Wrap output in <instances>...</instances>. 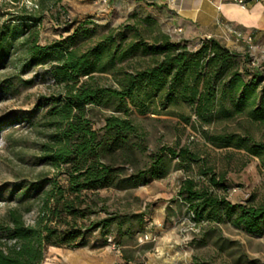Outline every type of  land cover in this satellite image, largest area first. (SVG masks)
Returning <instances> with one entry per match:
<instances>
[{"label": "rangeland", "instance_id": "rangeland-1", "mask_svg": "<svg viewBox=\"0 0 264 264\" xmlns=\"http://www.w3.org/2000/svg\"><path fill=\"white\" fill-rule=\"evenodd\" d=\"M30 15L41 19L31 24L16 19ZM176 20L175 13L153 0H58L42 7L37 0H0V38L8 40L0 54V221H7L8 211L17 208L26 223H33L48 190L55 184L67 186L63 167L49 159L55 127L46 111L50 99L65 92L53 72L60 60L59 47L53 45L69 39V48L79 53L101 45L103 59L113 53L114 64L79 80L116 86V73L140 69L160 56L155 47L164 35L191 49L204 38L227 42L225 36L204 32L185 36ZM32 42L45 47L46 56L31 60ZM231 48L261 65L264 81V34L238 40ZM243 57L240 68L249 80L252 72L243 66ZM127 107L86 106L94 128L109 113L132 119L144 132L145 148L133 144L129 154L102 153L103 160L121 169L124 180L80 194L82 207L89 203L91 208L77 219L83 229L79 244L49 246L43 264H69L66 254L81 249L113 260L98 264H264V219L253 232L237 224L239 205L264 204V161L241 143L249 135L264 143V122L218 107L209 123H200L191 105L179 100L147 111ZM230 134L232 141L223 138ZM164 146L185 147L194 156L182 160L165 152L164 175L137 183L128 180L149 166L153 153ZM186 179L219 200L218 212L207 205L200 210L189 207L179 192ZM104 216L112 217L110 224L95 226Z\"/></svg>", "mask_w": 264, "mask_h": 264}, {"label": "trees", "instance_id": "trees-1", "mask_svg": "<svg viewBox=\"0 0 264 264\" xmlns=\"http://www.w3.org/2000/svg\"><path fill=\"white\" fill-rule=\"evenodd\" d=\"M37 1L42 7L43 2L58 0ZM16 19L31 24L30 21H39L41 17L30 15ZM67 40H62L64 44L53 45L59 47L56 53L60 59L53 72L58 81L64 83L65 92L52 97L46 111L50 124L55 127L49 159L56 167H63L61 173L67 177V186L55 184L48 190L41 212L33 223H26L17 208L8 211L7 221H0V264H43L49 246H77L83 236L77 219L84 217L91 208L89 203L82 207L80 194L120 185L124 180L120 177L121 169L112 161L103 160L102 153L120 151L129 154L133 144L145 148L144 132L132 119L109 113L103 117L104 123L94 128L86 115L87 105L115 104L128 109L127 104H130L147 111L152 105L165 107L179 100L191 105L200 123H209L218 107L226 114L244 113L252 122H264L261 65H253L249 56L232 51L213 37L202 39L191 49L186 43L179 44L164 35L155 47L160 56L140 69L116 73V86L92 85L86 79L79 80L81 76L90 78L93 71H104L112 66L113 53L103 59L101 45L79 53L69 48ZM7 41L5 37L0 38V54L6 51ZM29 53L33 60L46 56L47 51L32 42ZM240 56H244L243 66L252 72L249 80L240 68ZM99 129L103 130L101 134ZM223 138L232 141L234 136L224 135ZM241 143L249 144V151L264 161V143L250 135ZM165 152L182 160L194 156L185 147L178 150L161 147L153 153L149 166L131 174L128 180L137 183L164 175ZM179 192L195 210L197 206L200 210L203 205L216 212L220 208L219 200L209 191L197 189L191 179L183 182ZM198 201L200 205L196 203ZM238 208L237 224L249 232L258 230L264 219V204H241ZM111 219L104 216L95 226L106 228Z\"/></svg>", "mask_w": 264, "mask_h": 264}, {"label": "crops", "instance_id": "crops-1", "mask_svg": "<svg viewBox=\"0 0 264 264\" xmlns=\"http://www.w3.org/2000/svg\"><path fill=\"white\" fill-rule=\"evenodd\" d=\"M176 14V21L185 36L204 32L207 35L225 36L224 44L230 48L239 39L229 32L227 25H231L241 37L260 33L264 34V0L250 2L247 8H241L231 1L221 0H153ZM240 31H239V30ZM242 31V32H241ZM243 33V34H242ZM240 37V36H239ZM232 51L236 52L231 48ZM240 54V53H239ZM65 260L69 264H98L111 262V257L98 258L81 249L78 253L66 254Z\"/></svg>", "mask_w": 264, "mask_h": 264}, {"label": "built area", "instance_id": "built-area-1", "mask_svg": "<svg viewBox=\"0 0 264 264\" xmlns=\"http://www.w3.org/2000/svg\"><path fill=\"white\" fill-rule=\"evenodd\" d=\"M105 1V0H104ZM169 2H173L174 0H168ZM221 1H231L233 3H236L238 6H240L241 8H247L250 2H256L257 0H221ZM227 29L229 32L233 33L234 35H236L239 39H242L243 41H247L250 40V36H246V38L241 37L240 33H238L236 31V29H234L231 25H227ZM177 30H181V28H177ZM240 36V37H239ZM252 64L254 65V62L252 61ZM147 236H144L141 238V240L146 239Z\"/></svg>", "mask_w": 264, "mask_h": 264}]
</instances>
